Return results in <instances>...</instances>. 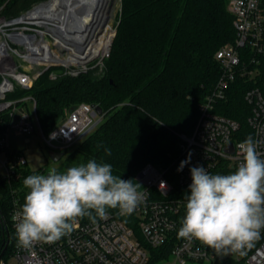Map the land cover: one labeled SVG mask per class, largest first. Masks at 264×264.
Listing matches in <instances>:
<instances>
[{
  "label": "trees",
  "instance_id": "16d2710c",
  "mask_svg": "<svg viewBox=\"0 0 264 264\" xmlns=\"http://www.w3.org/2000/svg\"><path fill=\"white\" fill-rule=\"evenodd\" d=\"M42 1L45 0H0V16L18 17ZM228 1L122 0L120 21L100 72L90 68L77 75L59 72L51 77L50 70H46L32 88L9 94L10 98L27 94L36 99L45 134L80 103L103 108L104 119L64 151L58 170L95 159L111 164L113 175L132 179L135 184L137 173L146 163L162 167L173 164L179 154V134L194 131L199 106L218 82L221 67L216 52L235 39ZM253 84L238 77L226 97L216 104V112L238 120L243 129H248L251 107L245 93ZM11 119L8 111L0 113V136ZM105 148L111 150V155L105 153ZM47 172L24 165L9 177L0 178L2 257L13 251L11 213L15 200L20 208L24 203L28 189L23 180L28 175ZM175 243L172 240L151 248L148 264L168 258ZM210 264L246 263L228 255Z\"/></svg>",
  "mask_w": 264,
  "mask_h": 264
},
{
  "label": "built area",
  "instance_id": "2783aa9c",
  "mask_svg": "<svg viewBox=\"0 0 264 264\" xmlns=\"http://www.w3.org/2000/svg\"><path fill=\"white\" fill-rule=\"evenodd\" d=\"M46 3L40 2L27 14L15 18L0 16V113L8 111L12 117L0 136V149H6L8 154L3 161L6 177L17 167L28 164L21 152L14 155L9 147L8 128L17 111L20 117L14 124L16 132L31 134L36 121L50 149L56 151L75 146L103 117V113L95 110L96 105L80 103L45 134L38 118L36 99L27 94L9 97L18 89L33 87L36 65L44 66L43 70L63 67L70 75L81 72L75 62L61 61L68 56L60 53L69 49L62 45L64 38L59 29H53L58 26L54 22L42 23L43 18H30L31 12ZM228 8L233 15L236 35L233 42L216 52L221 67L218 82L199 106L194 131L179 134V154L174 163L162 167L148 162L137 173L139 190L145 194L142 203L130 215H123L116 209L107 210L106 218H97L95 223L78 219L71 234L54 243L40 242L23 249L17 247L15 237L11 255L16 264H148L151 248L165 246L172 240L176 243L165 258L168 264L211 262L221 257L194 239L179 237L178 230L185 215L183 198L189 193L190 168L202 166L211 174H230L242 162L241 142L249 135L264 142V0H229ZM56 75L53 70L50 72L51 77ZM238 77L254 83L245 93L251 107L248 129H243L238 120L215 110ZM258 151L264 153V143ZM182 161L184 167L178 171ZM19 210L15 200L11 217ZM12 228L15 233L13 219ZM229 256L246 264H264V230H261V238L243 255L232 253ZM8 261L0 255V264H10Z\"/></svg>",
  "mask_w": 264,
  "mask_h": 264
},
{
  "label": "clouds",
  "instance_id": "9594fccd",
  "mask_svg": "<svg viewBox=\"0 0 264 264\" xmlns=\"http://www.w3.org/2000/svg\"><path fill=\"white\" fill-rule=\"evenodd\" d=\"M249 135L239 144L242 162L230 174H211L202 166L190 168L191 184L184 196L185 215L178 236L194 239L218 256L243 255L264 230V153ZM98 145L97 147H101ZM111 155V150L105 148ZM185 162L182 161L178 171ZM28 192L12 219L17 247L54 243L71 234L75 222L87 217L104 219L108 209L130 215L142 203L140 184L113 175L112 165L95 159L23 180Z\"/></svg>",
  "mask_w": 264,
  "mask_h": 264
},
{
  "label": "rangeland",
  "instance_id": "374dc122",
  "mask_svg": "<svg viewBox=\"0 0 264 264\" xmlns=\"http://www.w3.org/2000/svg\"><path fill=\"white\" fill-rule=\"evenodd\" d=\"M45 1L50 2L51 0H45ZM109 1L110 2H109L108 18L106 19L104 23L103 29L99 33L100 36L98 35V38L102 40L101 41L102 43L101 51L102 52H100V54L98 55L91 57V59L86 61L85 63H79L78 61L73 60V59H70L69 61L70 52L69 50H64L60 53L64 57L68 56L66 59H64V62H68V61L75 62L76 64H78V69H80L81 71H87L90 68L97 69L98 70L97 72H100L102 70L103 60L110 53L111 44L113 41L114 34L116 32L117 26L120 21V13L122 9V0H109ZM27 12L28 11H26L25 13L27 14ZM54 47L56 49L58 48V46H55V44H54ZM36 67L37 68H36V71H34L35 72L34 75H36L37 77L46 71V70H43L45 68L42 65L40 66L36 65ZM49 70L50 72L53 70V72H55L56 74L59 72H65L63 67H54L52 68V70L51 69ZM50 72H49V75H50ZM29 106H30V103H29ZM19 117H20V112L17 111L15 113V116L13 117L12 124L8 128L9 147L11 151L14 152V155L15 153L17 154L18 151L21 152V154H23L27 158V161H28L27 165L31 169H34V170H39V169L49 170L51 167H58L61 164V162L54 161L51 158L50 153H49L50 147L48 146V143L46 142L43 136V133L41 129L39 128V125L36 121H35V129L32 131L31 134L25 135V134H19L16 132V128L14 124L18 121ZM94 119L97 120L98 115L94 116ZM103 119H104V116L102 117V120ZM92 130H90L89 132H91ZM54 143H57V141L54 140ZM7 157H8L7 150L0 149V178L5 177L6 175V169L3 164V161ZM5 258L9 260L8 262L10 264H16L11 254L10 255L7 254ZM156 264H168V260L164 259V260L157 262ZM187 264H210V262L209 261H193V262H188Z\"/></svg>",
  "mask_w": 264,
  "mask_h": 264
},
{
  "label": "bare ground",
  "instance_id": "6f19581e",
  "mask_svg": "<svg viewBox=\"0 0 264 264\" xmlns=\"http://www.w3.org/2000/svg\"><path fill=\"white\" fill-rule=\"evenodd\" d=\"M109 2V0H51L31 12L30 18H43L45 21H39L46 25L54 22L58 27L53 29H59L63 35L62 45L70 50L69 61L73 59L85 63L102 52V40L98 35L108 18ZM56 60L59 61L58 58ZM61 61L64 62V59Z\"/></svg>",
  "mask_w": 264,
  "mask_h": 264
},
{
  "label": "water",
  "instance_id": "95a60500",
  "mask_svg": "<svg viewBox=\"0 0 264 264\" xmlns=\"http://www.w3.org/2000/svg\"><path fill=\"white\" fill-rule=\"evenodd\" d=\"M48 2V1H46ZM43 3V2H42ZM95 110L99 113V114H102L103 113V108L99 105H96L95 106ZM50 153V156L51 158L54 160V161H59L65 154L64 151H56V150H53V149H50L49 151ZM47 174V173H46ZM4 252V251H3ZM2 252V253H3Z\"/></svg>",
  "mask_w": 264,
  "mask_h": 264
}]
</instances>
